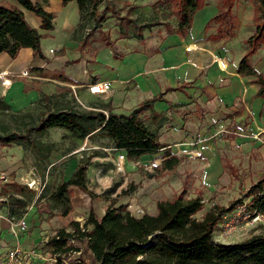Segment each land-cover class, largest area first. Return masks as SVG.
<instances>
[{
    "label": "crops",
    "instance_id": "1",
    "mask_svg": "<svg viewBox=\"0 0 264 264\" xmlns=\"http://www.w3.org/2000/svg\"><path fill=\"white\" fill-rule=\"evenodd\" d=\"M2 1L18 5L26 20L42 34L40 46L43 57L33 55L29 46L20 47L14 57L6 51H0V97L12 109H23L35 103L41 94L59 93L65 89L77 98L80 95L85 100L95 99L88 104V108L109 103L112 112L124 114L141 101L155 97L149 101L150 106L141 117L164 146L155 153L142 154L136 159H127L124 150L107 152L111 162H122L125 179L137 184L134 190L138 188V194L128 195L124 201L134 200L143 205L150 201L151 195L156 194L152 185L155 181L151 183L149 179L143 182L141 176L144 165L152 160L156 166H161L157 174L159 189L168 188L171 184L178 189L183 183L186 186V182L208 184L215 188L218 181H230L228 168L233 166L235 158L228 161L226 157L232 155L219 154L212 140H202L200 136L209 131L206 130L205 122L203 127L202 123L199 125V121L194 120L195 110L205 114L211 110L209 115L212 118H217L219 110H223L233 114L230 117L236 126H241L239 124L244 123L250 114V130L259 133L264 126L261 118L263 98L256 94L259 84L252 80L253 76L237 72V63L246 48H240L235 54L227 48L213 47L211 42L206 43L202 39L206 22L218 10L217 1L204 0L205 4L194 12L187 33L166 32L157 41L148 40L139 49H117L120 56H115L109 45L96 47L89 40L84 48L79 49L81 36L77 34L80 32L74 31L79 21L76 0H67L65 3L62 0H38L45 10L54 13L51 29L41 28V17L21 6L17 0ZM251 9L253 13V5ZM113 44L116 46L118 42ZM248 60L257 71L264 74V48L259 47L248 56ZM24 68L29 69L28 76L19 74ZM58 73L65 78L58 76ZM96 79L108 80L110 88L98 95L89 92L86 84ZM179 84L182 85L177 87ZM103 110L107 114L106 109ZM240 139L235 138L232 142L235 148L240 149ZM110 149L102 147L104 151ZM194 151L199 155L196 156ZM118 156L121 160L117 159ZM78 162L74 157L66 162V179L71 176ZM140 181L143 182L142 186L139 185ZM69 187V190L73 189V185ZM25 220L30 228V220ZM7 222L0 220V236L9 247L17 244L26 250L42 242V237H45L43 233L40 234L39 227H32L18 233L17 238L10 231L11 223ZM37 224L41 225L39 221ZM42 259L35 257L32 264H42Z\"/></svg>",
    "mask_w": 264,
    "mask_h": 264
},
{
    "label": "trees",
    "instance_id": "2",
    "mask_svg": "<svg viewBox=\"0 0 264 264\" xmlns=\"http://www.w3.org/2000/svg\"><path fill=\"white\" fill-rule=\"evenodd\" d=\"M67 0H62L65 3ZM104 0H76L79 21L76 31L86 28V20L92 19L89 29H94L106 18L110 6L104 4L99 10L96 7ZM171 6V13L177 19V28L167 27V33H187L191 26L194 12L201 8L204 0H165ZM253 4V32L244 39L246 50L237 63V72L252 75V80L259 84L256 94L263 98L261 116L264 122V74L257 71L249 62L248 56L264 44V0H249ZM17 2L41 17V28H53L54 13L45 10L38 0H17ZM235 0H218L217 12L208 19L216 22L217 30L210 36L213 38H230L235 35L238 19L233 12ZM115 13L113 10L111 14ZM120 23L128 26L133 20L126 14L120 16ZM155 23V22H154ZM133 30L138 29L133 24ZM139 30H137L138 32ZM90 32L80 38L79 49L88 43ZM41 32L25 18L23 10L14 3L0 0V51H6L14 57L22 46L32 48L33 55L43 57L40 39ZM111 47L113 42L108 39ZM115 56L121 53L113 50ZM65 78L61 73L57 74ZM182 85V84H181ZM180 84L177 86H181ZM64 92L41 94L38 102L42 108L36 115L29 113H12L13 117H28L22 126L10 127L0 123V145L15 144L29 149L39 158H46L54 145L44 143L37 137L42 136L51 128H62L76 138L89 137L94 133L113 141L114 148L126 151L127 159H136L142 154L155 153L164 145L158 135L146 126L141 115L150 106L151 98L141 101L129 113L112 112L109 103L95 108L80 107L69 100L60 104L57 97ZM0 107L9 108V104L0 97ZM106 109L107 114L104 113ZM90 157L82 158L74 168L71 176L58 184L51 194V199L63 206L60 215L65 216L71 211L69 204L70 185L84 192L87 188V163ZM168 162V161H166ZM164 162V163H166ZM163 163V165H164ZM185 183L182 189L170 200H158L155 214H143L139 217L126 212L120 213L117 208L109 207L97 218L92 211L83 225L78 221L70 222L71 231L59 229L49 238L44 247L52 248V253H61L72 249L69 241L74 233L85 242L86 249L91 253L96 264H264V235L256 234L235 243H213L212 233L221 215L233 210L235 205H244V211L252 215L264 211V176L253 182L245 193L247 203L241 198L228 203L227 206L214 205L201 218L195 214L203 207L199 196L186 197ZM125 192V191H123ZM8 215L18 214V207L7 205ZM91 225L90 229L87 226ZM82 262V259L79 260Z\"/></svg>",
    "mask_w": 264,
    "mask_h": 264
},
{
    "label": "rangeland",
    "instance_id": "3",
    "mask_svg": "<svg viewBox=\"0 0 264 264\" xmlns=\"http://www.w3.org/2000/svg\"><path fill=\"white\" fill-rule=\"evenodd\" d=\"M104 4L110 6L111 10L107 12L106 18L99 26L90 30L92 19L89 18L86 20V28L77 34L80 37L90 32L88 40L93 41L96 47L108 46L107 40L110 39L114 43L118 42L116 46L112 44V50L114 48L122 51L139 49L145 46L148 40L160 39L167 32V27L176 29L178 25L176 17L171 13V6L165 0H104L96 7V10ZM251 5L253 4L249 0H235L233 12L238 19V26L233 37L210 36L209 34L217 30L216 22L212 21L205 28L202 39L204 38L206 43L211 42L213 47L227 48L235 54L240 51V48H246L244 39L254 30ZM113 10L115 13L111 14ZM125 14L133 20V23L128 26L120 23V16ZM133 24L137 25L138 29L133 30ZM260 47L264 48V44ZM65 90L61 91L64 92L63 96L57 97L59 104L69 100L80 107L88 108V104L95 101V99L85 100L79 94L77 98L69 90L68 92ZM40 108L42 105L38 99L20 110H14L10 106L9 108L0 107V123H6L12 128L22 126L21 123L27 121L28 117H13L12 113L36 115ZM195 112L194 120L199 121V125L202 123V126L205 122L206 130L209 131L200 136L202 140H212L219 154L232 155L233 157H226L228 161L235 158L233 166L229 165L230 168H228L229 182L218 181L215 183V188L208 184L186 182L184 196H199L203 201L202 209L195 214L196 218H201L216 204L225 207L238 198L245 203L249 201V198L244 196L247 189L253 182L264 176V126L259 133L251 132L250 114L244 119V123L239 122L241 126H236L233 118L230 117L233 114H227L223 110H219L217 118L210 117L211 110H207L208 115L197 110ZM33 137H37L44 143H52L54 150L46 158L39 159L29 149L21 146L0 145V220L12 223L9 228L17 238L18 233H23L15 227L19 219H29L30 228L39 227L40 234L45 235L42 237V242L36 245L43 258L42 264H96L91 253L85 248V242L75 233L73 239L69 241L72 249L59 254L52 253V248L44 247L42 243L46 244L59 229L72 232L70 228L72 221H78L80 227H83L90 211L97 218H100L109 207L117 208L122 214L128 212L137 217L143 214H155V202L170 200L182 189V186L178 189L174 188L171 183L168 188L159 189L157 184L160 182L157 174L161 166H156L155 161L152 160L144 165L141 176H143V182H148L149 179L151 183L155 181L152 183L155 187L153 190L156 191L155 196L151 195L150 201L143 205L134 200L124 201L128 195H137L138 188L134 190L137 184H131L125 179L122 162L118 161L116 164L109 159L110 154L107 152L116 150L111 140L99 136L98 133L85 138H76L62 128H51L44 135ZM235 138H241L238 140L240 149L235 148L232 143ZM102 147L111 149L104 151ZM194 153L196 156L199 155L197 151ZM94 156H101V158H93ZM72 157L78 160L90 157L86 173L88 192L73 186V189L65 194L69 196L71 211L62 216L60 212L63 206L53 201L51 194L56 191L60 182L65 181L68 170L66 162ZM117 159L121 160L119 156ZM143 182L140 181L139 185L142 186ZM10 203L18 207V214L14 217L8 215L7 205ZM244 209H246L244 205H235L232 211L221 215L212 233L213 243H235L256 234L264 235V211L252 215V212L244 211ZM37 221L41 225L37 224ZM30 228L28 225L27 230ZM90 228L91 225H88L87 229ZM8 247L4 238L0 236V254ZM80 259L82 262L79 261Z\"/></svg>",
    "mask_w": 264,
    "mask_h": 264
},
{
    "label": "built area",
    "instance_id": "4",
    "mask_svg": "<svg viewBox=\"0 0 264 264\" xmlns=\"http://www.w3.org/2000/svg\"><path fill=\"white\" fill-rule=\"evenodd\" d=\"M20 75L28 76L29 69L24 68L19 72ZM5 83L7 79L3 80ZM8 83V82H7ZM86 88L91 93H103L110 88V82L105 79H96L86 84ZM122 155H120V158ZM12 224V223H11ZM227 224V223H226ZM225 224V226H226ZM16 229L22 230L25 232L27 230V222L25 219H19L15 225ZM13 232H15L14 228ZM35 257L41 258V253L39 248H36V245L31 246L29 249H21L18 245L6 249L3 253L0 254V264H32Z\"/></svg>",
    "mask_w": 264,
    "mask_h": 264
}]
</instances>
